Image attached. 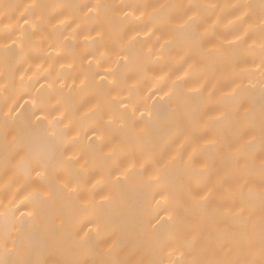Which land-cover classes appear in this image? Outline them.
<instances>
[{
    "label": "bare ground",
    "instance_id": "obj_1",
    "mask_svg": "<svg viewBox=\"0 0 264 264\" xmlns=\"http://www.w3.org/2000/svg\"><path fill=\"white\" fill-rule=\"evenodd\" d=\"M0 264H264V0H0Z\"/></svg>",
    "mask_w": 264,
    "mask_h": 264
},
{
    "label": "snow or ice",
    "instance_id": "obj_2",
    "mask_svg": "<svg viewBox=\"0 0 264 264\" xmlns=\"http://www.w3.org/2000/svg\"><path fill=\"white\" fill-rule=\"evenodd\" d=\"M24 23H25V24H27V23H28V21L25 19V20H24Z\"/></svg>",
    "mask_w": 264,
    "mask_h": 264
}]
</instances>
